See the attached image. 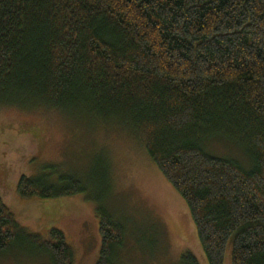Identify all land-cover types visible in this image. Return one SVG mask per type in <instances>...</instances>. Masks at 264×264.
<instances>
[{"label":"trees","instance_id":"16d2710c","mask_svg":"<svg viewBox=\"0 0 264 264\" xmlns=\"http://www.w3.org/2000/svg\"><path fill=\"white\" fill-rule=\"evenodd\" d=\"M5 107L79 109L124 128L185 201L207 264H224L228 244L231 264H264V0H0ZM209 139L249 163L206 153ZM98 171L110 180V166ZM16 191L51 199L87 187L44 164ZM86 199L99 219L96 264H114L121 226ZM18 242L73 264L60 229L28 231L0 198V253ZM180 260L199 264L191 252Z\"/></svg>","mask_w":264,"mask_h":264},{"label":"rangeland","instance_id":"374dc122","mask_svg":"<svg viewBox=\"0 0 264 264\" xmlns=\"http://www.w3.org/2000/svg\"><path fill=\"white\" fill-rule=\"evenodd\" d=\"M214 140L203 143L206 153L249 163L238 147ZM44 164L79 178L87 192L51 199L20 197L19 177L36 175ZM97 166L111 167L110 180L101 171L95 173ZM86 196L101 201L121 226L114 264H181L184 252L207 264L185 201L124 128L102 127L79 109L46 113L0 108V198L28 231L60 229L73 250V264H96L101 249L95 203ZM25 244H11L0 253V264H50L48 255ZM230 249L228 244L224 264H231Z\"/></svg>","mask_w":264,"mask_h":264}]
</instances>
